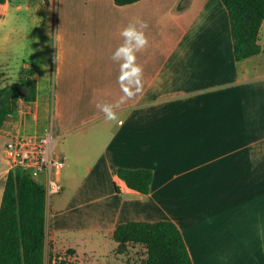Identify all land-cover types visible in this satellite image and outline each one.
I'll list each match as a JSON object with an SVG mask.
<instances>
[{
    "label": "crops",
    "instance_id": "1",
    "mask_svg": "<svg viewBox=\"0 0 264 264\" xmlns=\"http://www.w3.org/2000/svg\"><path fill=\"white\" fill-rule=\"evenodd\" d=\"M58 1L53 59L32 65L37 99L0 130V209L7 142L52 127L66 167L63 191L47 200L51 255H96L86 243L115 242L121 224L169 221L193 264H264V22L261 52L237 61L221 0ZM134 19L149 25L137 53L143 89L120 102L111 56ZM43 82L51 89L41 98ZM118 102L116 120L97 107ZM118 168L152 170L150 193L129 188Z\"/></svg>",
    "mask_w": 264,
    "mask_h": 264
},
{
    "label": "trees",
    "instance_id": "2",
    "mask_svg": "<svg viewBox=\"0 0 264 264\" xmlns=\"http://www.w3.org/2000/svg\"><path fill=\"white\" fill-rule=\"evenodd\" d=\"M6 1L0 0V8ZM114 1L123 6L140 0ZM221 1L229 13L236 60L258 55L262 50L259 36L264 0ZM32 74L28 71L20 82L0 89V130L16 114L21 97L29 102L37 99V83ZM117 173L129 188L145 195L150 193L152 170L118 168ZM47 206L43 184L27 172L10 170L0 209V264H68L61 256L54 260L48 251ZM113 239L118 255H127L137 245L144 247L143 264H193L180 229L169 221L124 223L115 229Z\"/></svg>",
    "mask_w": 264,
    "mask_h": 264
},
{
    "label": "rangeland",
    "instance_id": "3",
    "mask_svg": "<svg viewBox=\"0 0 264 264\" xmlns=\"http://www.w3.org/2000/svg\"><path fill=\"white\" fill-rule=\"evenodd\" d=\"M53 9L44 0H7L0 10V89L20 82L33 71L32 65L41 64L44 69L46 63L53 59L55 41L52 39V11L57 23V14L60 11L59 1L54 0ZM41 14L42 19L33 21L32 14ZM57 28V27H56ZM54 45V47H53ZM5 64V65H3ZM41 98L50 93L51 85L42 83ZM48 89V92H47ZM54 197L51 200L54 202ZM97 247L96 255H76L67 252L61 255H51L54 260L57 256L68 264H143L146 258L144 247H131L127 255H118L112 252L116 244L112 240L102 237L94 238L86 243L87 246ZM83 250V249H81Z\"/></svg>",
    "mask_w": 264,
    "mask_h": 264
},
{
    "label": "built area",
    "instance_id": "4",
    "mask_svg": "<svg viewBox=\"0 0 264 264\" xmlns=\"http://www.w3.org/2000/svg\"><path fill=\"white\" fill-rule=\"evenodd\" d=\"M27 101L21 97L16 113L27 111ZM63 136L50 127L45 133L16 132L6 144L5 156L11 170L27 172L31 178L44 185L47 200L63 191L61 176L66 167L63 157L56 155Z\"/></svg>",
    "mask_w": 264,
    "mask_h": 264
},
{
    "label": "clouds",
    "instance_id": "5",
    "mask_svg": "<svg viewBox=\"0 0 264 264\" xmlns=\"http://www.w3.org/2000/svg\"><path fill=\"white\" fill-rule=\"evenodd\" d=\"M148 27L147 22L143 20L134 19L130 21L120 32L123 43L116 48L111 56L112 61L118 63L120 68L118 82L121 91L124 93L120 102L142 92L143 67L137 63V53L149 45L146 35ZM120 102L116 104L105 103L97 105V107L103 112L106 119L116 120L117 112L115 109L119 107Z\"/></svg>",
    "mask_w": 264,
    "mask_h": 264
}]
</instances>
